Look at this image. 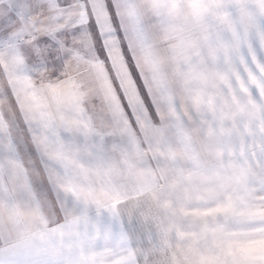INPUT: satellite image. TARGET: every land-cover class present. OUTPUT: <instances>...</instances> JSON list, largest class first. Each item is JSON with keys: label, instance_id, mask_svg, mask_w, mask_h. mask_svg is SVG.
<instances>
[{"label": "snow or ice", "instance_id": "obj_1", "mask_svg": "<svg viewBox=\"0 0 264 264\" xmlns=\"http://www.w3.org/2000/svg\"><path fill=\"white\" fill-rule=\"evenodd\" d=\"M0 61V264H264V0H0ZM173 137L207 248L146 163Z\"/></svg>", "mask_w": 264, "mask_h": 264}, {"label": "crops", "instance_id": "obj_2", "mask_svg": "<svg viewBox=\"0 0 264 264\" xmlns=\"http://www.w3.org/2000/svg\"><path fill=\"white\" fill-rule=\"evenodd\" d=\"M14 61L22 63V56H16L13 58ZM5 64L0 61V79L5 84L4 78V68ZM118 70L121 72L123 69L117 65ZM26 79V78H25ZM3 91L0 89V96ZM118 104V101H116ZM16 119L20 118V113L18 109H15ZM98 123H103L98 121ZM0 130L6 129L4 124L0 120ZM16 136V133H12ZM193 141L200 149L201 159L211 166V159L209 153L203 148L199 140L193 134ZM157 155L160 156L161 160L167 161V167H162L157 164L155 158H153V153L147 152L146 163L151 168L154 178L160 184H165L170 187H178V191L175 192L173 199L177 201L179 205V215H178V228L172 234L176 244L177 251L181 250V245L185 251L192 248L194 245L199 244L201 247L207 248L215 239L216 234L211 231L205 233L203 221L207 219H212V217H205L204 213L208 212L210 205L208 200L205 198V188L203 187L199 177L194 176L191 182L186 185H178L177 177L180 175L181 170H183L184 175L187 176L189 171L193 169V161L185 156V147L180 144L179 141L173 137L163 146V150H157ZM205 235L207 240H205ZM264 247V246H262Z\"/></svg>", "mask_w": 264, "mask_h": 264}, {"label": "rangeland", "instance_id": "obj_3", "mask_svg": "<svg viewBox=\"0 0 264 264\" xmlns=\"http://www.w3.org/2000/svg\"><path fill=\"white\" fill-rule=\"evenodd\" d=\"M7 71H8V68L7 66H5L3 73ZM4 87H5V84L0 79V89L4 91ZM14 119H16L14 104L10 103L6 97L0 96V120L4 124V127L6 128V130L11 134L14 132L12 128V121Z\"/></svg>", "mask_w": 264, "mask_h": 264}]
</instances>
